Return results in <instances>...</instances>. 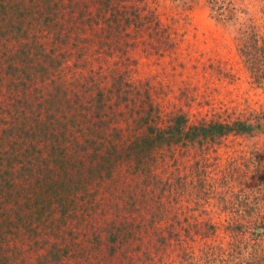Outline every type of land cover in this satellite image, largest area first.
<instances>
[{"label": "trees", "instance_id": "1", "mask_svg": "<svg viewBox=\"0 0 264 264\" xmlns=\"http://www.w3.org/2000/svg\"><path fill=\"white\" fill-rule=\"evenodd\" d=\"M138 1L0 0V264H264V150L215 152L258 123L165 111L109 64L129 29L164 45ZM236 45L264 88V35L249 24Z\"/></svg>", "mask_w": 264, "mask_h": 264}, {"label": "rangeland", "instance_id": "2", "mask_svg": "<svg viewBox=\"0 0 264 264\" xmlns=\"http://www.w3.org/2000/svg\"><path fill=\"white\" fill-rule=\"evenodd\" d=\"M226 1L233 11L230 19L218 18L210 8L211 0H139V10L150 11L157 26L165 31L164 45L150 46L151 39L144 31L135 37L129 29L127 42L113 44L108 52V60L114 61L110 65L132 80L151 85L155 102L165 111L210 114L223 108L229 117L238 115L258 123L250 135L223 139L215 151L220 160L249 150H264V88L250 82L236 47L239 35L249 24H255L264 35V0ZM183 163H187L186 157L180 160V166ZM259 201L264 211V196ZM197 213L194 209L193 214ZM201 216L217 220L222 213L209 211ZM81 248L88 251L84 245L74 246L75 251ZM86 258L88 262H84ZM77 262L117 264L100 255L95 259L91 253L85 258L76 256L72 264Z\"/></svg>", "mask_w": 264, "mask_h": 264}]
</instances>
